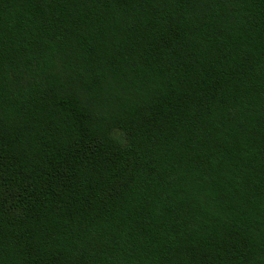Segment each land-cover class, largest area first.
Returning a JSON list of instances; mask_svg holds the SVG:
<instances>
[{"label": "trees", "instance_id": "1", "mask_svg": "<svg viewBox=\"0 0 264 264\" xmlns=\"http://www.w3.org/2000/svg\"><path fill=\"white\" fill-rule=\"evenodd\" d=\"M0 264H264V0H0Z\"/></svg>", "mask_w": 264, "mask_h": 264}]
</instances>
